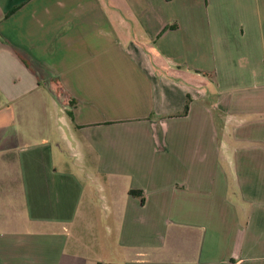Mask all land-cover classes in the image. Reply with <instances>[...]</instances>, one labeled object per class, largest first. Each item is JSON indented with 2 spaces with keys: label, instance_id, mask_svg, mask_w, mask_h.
Here are the masks:
<instances>
[{
  "label": "crops",
  "instance_id": "0c3cea01",
  "mask_svg": "<svg viewBox=\"0 0 264 264\" xmlns=\"http://www.w3.org/2000/svg\"><path fill=\"white\" fill-rule=\"evenodd\" d=\"M0 264H264V0H0Z\"/></svg>",
  "mask_w": 264,
  "mask_h": 264
},
{
  "label": "rangeland",
  "instance_id": "374dc122",
  "mask_svg": "<svg viewBox=\"0 0 264 264\" xmlns=\"http://www.w3.org/2000/svg\"><path fill=\"white\" fill-rule=\"evenodd\" d=\"M55 114H57L56 111L52 109V116H53V118L55 117ZM74 158H72V159H74Z\"/></svg>",
  "mask_w": 264,
  "mask_h": 264
}]
</instances>
